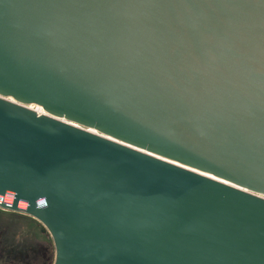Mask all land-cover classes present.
Returning <instances> with one entry per match:
<instances>
[{"label":"water","instance_id":"water-1","mask_svg":"<svg viewBox=\"0 0 264 264\" xmlns=\"http://www.w3.org/2000/svg\"><path fill=\"white\" fill-rule=\"evenodd\" d=\"M0 210L53 264H264V0H0Z\"/></svg>","mask_w":264,"mask_h":264},{"label":"rangeland","instance_id":"rangeland-1","mask_svg":"<svg viewBox=\"0 0 264 264\" xmlns=\"http://www.w3.org/2000/svg\"><path fill=\"white\" fill-rule=\"evenodd\" d=\"M25 217L0 210V264H53L49 234L38 222L32 225Z\"/></svg>","mask_w":264,"mask_h":264},{"label":"trees","instance_id":"trees-1","mask_svg":"<svg viewBox=\"0 0 264 264\" xmlns=\"http://www.w3.org/2000/svg\"><path fill=\"white\" fill-rule=\"evenodd\" d=\"M12 217H16V216L15 215H12ZM25 218H27L28 220H30L32 225L37 224V222L34 221L33 219L28 218V217H25Z\"/></svg>","mask_w":264,"mask_h":264},{"label":"bare ground","instance_id":"bare-ground-1","mask_svg":"<svg viewBox=\"0 0 264 264\" xmlns=\"http://www.w3.org/2000/svg\"><path fill=\"white\" fill-rule=\"evenodd\" d=\"M28 108H30V109H32V110L40 111L37 107H35V106H33V105L28 106Z\"/></svg>","mask_w":264,"mask_h":264},{"label":"built area","instance_id":"built-area-1","mask_svg":"<svg viewBox=\"0 0 264 264\" xmlns=\"http://www.w3.org/2000/svg\"><path fill=\"white\" fill-rule=\"evenodd\" d=\"M37 112H40V111H37Z\"/></svg>","mask_w":264,"mask_h":264},{"label":"crops","instance_id":"crops-1","mask_svg":"<svg viewBox=\"0 0 264 264\" xmlns=\"http://www.w3.org/2000/svg\"><path fill=\"white\" fill-rule=\"evenodd\" d=\"M35 221V220H34Z\"/></svg>","mask_w":264,"mask_h":264}]
</instances>
